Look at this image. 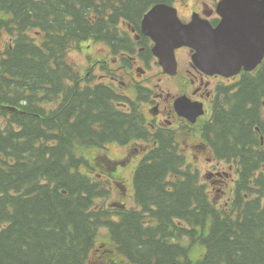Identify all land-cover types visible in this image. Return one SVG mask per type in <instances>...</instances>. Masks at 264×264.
Returning <instances> with one entry per match:
<instances>
[{"label":"trees","instance_id":"trees-1","mask_svg":"<svg viewBox=\"0 0 264 264\" xmlns=\"http://www.w3.org/2000/svg\"><path fill=\"white\" fill-rule=\"evenodd\" d=\"M172 1L0 0V264H90L102 228L130 264L191 261L195 247L203 255L194 264H264V149H254L264 62L226 91L206 126L216 155L240 162L227 213L136 104L125 108L110 84L83 86L68 59L90 38L133 51L120 22L139 27L151 5ZM131 139L155 142L134 172L137 206H109L112 183L92 171L113 173L117 162L93 150ZM253 190L259 196L246 198Z\"/></svg>","mask_w":264,"mask_h":264},{"label":"water","instance_id":"water-1","mask_svg":"<svg viewBox=\"0 0 264 264\" xmlns=\"http://www.w3.org/2000/svg\"><path fill=\"white\" fill-rule=\"evenodd\" d=\"M218 10L224 19L216 29L197 15L185 24L166 4L155 5L145 15L143 27L156 42L153 51L165 72L176 73L175 49L184 45L196 51L193 59L200 67L229 76L242 67L252 70L262 61L264 0H221ZM183 106V100L177 101L179 112L187 114Z\"/></svg>","mask_w":264,"mask_h":264},{"label":"rangeland","instance_id":"rangeland-1","mask_svg":"<svg viewBox=\"0 0 264 264\" xmlns=\"http://www.w3.org/2000/svg\"><path fill=\"white\" fill-rule=\"evenodd\" d=\"M205 1L209 5H213L215 2L214 0H175L173 3L176 4V6L179 9V14L183 19H189L194 10L196 12H201L202 2L205 3ZM214 1V2H213ZM200 8V9H199ZM207 8L206 4L205 7ZM6 38V36H3V39ZM106 51V48L104 44L97 43V42H86L83 46H80L76 49H72L69 51V60L73 62L78 71H80V74L82 77H84L86 80L89 79V82L94 83L97 82V80H105L108 81L109 79L106 78L105 72L101 68L100 65L93 66L94 60L96 58L102 59V54ZM186 55L181 56L180 60L182 65L184 66V63L186 62ZM141 66L143 67V63L136 62L133 69L135 70L136 67ZM158 72V67L155 63H152L151 70L141 77L138 73L132 72L131 75L129 74L128 77H125V80L127 82V85L124 86V89L131 97L132 99H136V95H134L132 84L131 82L134 81V79H137V83H144L148 82L149 86L153 87L150 80L155 78ZM150 78V79H148ZM157 81V79H154ZM161 85L163 88H166L168 86V81L163 80L161 82ZM150 105L142 104L141 109L143 113L148 117L151 118V114L148 111V107ZM194 134H185L179 138V145L181 147V151L185 154L187 159V164L189 168L192 170H195L201 175V182L202 179L206 180V175L208 173L207 169L211 168V166L208 164V160L213 158V154L211 152V149H198L197 148V142L198 139L196 136H193ZM144 145L134 143L129 146L120 145L118 143H110L107 148H100L93 150L99 153V155L105 154L107 157H110L111 159L115 160L117 162L116 168H114V172L119 177L120 174V183L114 180L116 178H111V172H107V174H102L99 171H92V173H97V175L101 174L105 178H111L112 179V197L107 199L105 202L109 206H114L117 203L122 202L121 199L127 200L126 204L128 207L136 206L135 201L131 196H128L132 192L131 186H130V176H132V172L134 170L135 164L140 159V153H142V149ZM121 161H125L124 163H121ZM225 169L228 170L226 167ZM117 170V172H116ZM224 174V173H223ZM222 174V175H223ZM204 182V181H203ZM204 184H208L207 189L209 191V195L213 198V195L215 194L214 202L218 205L224 203V200L227 198L226 194L227 191H224L225 188L222 185L221 182H216L214 185L207 183L205 181ZM221 188L223 191H221ZM210 190H212V193H210ZM230 196V193H229ZM223 197V199H221ZM98 239L95 245V248L91 251L89 262L90 264H111V262L114 260V254L112 253L113 248L109 241H106L107 239V232L104 228L101 230L99 229V235ZM106 239V240H105ZM202 254V251L198 248H194L191 252L190 258L192 260H196L199 258Z\"/></svg>","mask_w":264,"mask_h":264},{"label":"flooded vegetation","instance_id":"flooded-vegetation-1","mask_svg":"<svg viewBox=\"0 0 264 264\" xmlns=\"http://www.w3.org/2000/svg\"><path fill=\"white\" fill-rule=\"evenodd\" d=\"M204 7L205 3L203 2L201 7V15H205L204 17L209 18L213 26H217L219 24L220 18L216 10L213 7L206 9H204ZM141 40L144 42H148V39L145 38V36H143ZM140 49L142 50L144 49V47H140ZM177 55L179 61V68L178 73L176 75L172 76L163 73L161 67L158 69L163 77L169 78L171 79V81L168 83L169 86H167L166 88L161 87L159 83L155 84L153 93L149 95L148 99L149 102L154 105V108H148L153 118L150 121H148L147 118L145 119L147 120L146 123L155 127L156 130L164 129L168 133H175L176 135H181V133H183L187 129L196 126L200 127L204 121H208L211 118L213 106L216 100L220 98V87L225 86L226 84L223 85L222 83L224 81L230 80L231 78H225L218 74L210 75L203 69L199 68L192 62V52L187 47L179 49L177 51ZM179 55H186V63H184L185 66H183L182 68L180 60L181 58ZM116 62L121 63L120 59ZM150 63L151 62L146 58L143 60V65L145 67H148ZM108 69H110L111 71H116L117 67H108ZM126 71L128 72L127 69ZM147 72L148 69H146L145 72H142L140 75L143 76L147 74ZM115 92L119 93L118 91ZM180 97H185L187 100H189L190 103L202 104L205 113L198 117L195 122H192L188 116L181 114L177 109L175 102ZM258 121L259 124L255 125V133L258 139L256 146L258 147L254 146V149H264V104L263 114H259ZM198 149L211 148L210 146L206 145V142H204V144L199 145ZM236 159L237 157H233L229 163H227L226 160H220L216 157L209 159L210 164L212 165V169H210L211 181L218 180V178L213 179V177H218L222 175V172L225 171V164H228V168L230 169H232L233 166H236L237 168L238 162L235 161ZM236 180V177H233L232 179H230V182L224 181L223 186L227 190L230 189V191L233 193L235 190Z\"/></svg>","mask_w":264,"mask_h":264}]
</instances>
